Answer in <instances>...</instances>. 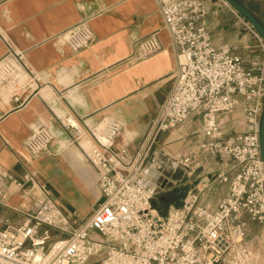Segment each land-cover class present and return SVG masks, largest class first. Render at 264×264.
<instances>
[{
    "label": "built area",
    "instance_id": "1",
    "mask_svg": "<svg viewBox=\"0 0 264 264\" xmlns=\"http://www.w3.org/2000/svg\"><path fill=\"white\" fill-rule=\"evenodd\" d=\"M210 1L229 6L225 0H157L177 48V67L172 89L143 144L134 157H127L125 149L115 146L120 121L106 118L89 128L93 142L88 159L98 174L101 202L79 218L40 184L34 208L21 224L0 218V264H264V161L259 138L264 62L248 66L237 44L214 45L206 8ZM62 38L79 51L92 44L95 34L84 20L65 30ZM160 48L155 33L140 42L136 56L143 58ZM18 72L12 60H0V88L13 84ZM19 89L23 91L13 98L22 104L25 85ZM239 105L248 129L228 134L221 116ZM193 113L201 116L200 152L233 160L237 170L232 177L219 174L229 188L216 208L200 201L208 186L204 182L162 212L156 197L163 187L152 181L149 157L162 133L187 122ZM64 123L78 137L86 134L73 115H66ZM53 139L50 128L36 127L25 146L37 157ZM197 157L193 152L177 164L190 167Z\"/></svg>",
    "mask_w": 264,
    "mask_h": 264
},
{
    "label": "crops",
    "instance_id": "2",
    "mask_svg": "<svg viewBox=\"0 0 264 264\" xmlns=\"http://www.w3.org/2000/svg\"><path fill=\"white\" fill-rule=\"evenodd\" d=\"M239 1L264 24V7L258 10ZM206 8L214 45L237 44L248 66L264 62V41L247 27L245 17L221 2H207ZM84 20L94 31V41L73 51L62 34ZM155 33L161 48L138 58L140 42ZM4 58L17 64L19 72L13 84L0 88V218L21 224L34 208L40 184L50 188L66 212L87 216L102 197L97 171L88 159L93 142L89 128L106 118L120 121L115 146L134 157L174 84L177 48L157 0H0V60ZM22 85L26 101L18 104L13 97L23 91L18 90ZM238 98L243 100L242 95ZM240 109L221 116L226 133L248 129ZM68 114L86 134L78 137L64 123ZM200 125L201 116L193 113L187 122L163 132L149 163L153 183L158 184V174L169 175L168 191L178 189L174 194L182 196L180 202L189 190L207 182L200 201L213 209L229 188L219 174L232 177L237 166L200 152ZM36 127L50 128L54 139L34 157L25 142ZM193 152L198 157L190 167L177 164ZM169 205L168 200L166 209Z\"/></svg>",
    "mask_w": 264,
    "mask_h": 264
},
{
    "label": "rangeland",
    "instance_id": "3",
    "mask_svg": "<svg viewBox=\"0 0 264 264\" xmlns=\"http://www.w3.org/2000/svg\"><path fill=\"white\" fill-rule=\"evenodd\" d=\"M243 1H244V3H246V4L250 5L251 7H253L254 9L257 8L259 10V9L264 7V1L263 0H243ZM169 170L172 173L174 172L172 178L177 179V176H176L177 174L175 173V169L173 167H171V168H169ZM169 170H163V171L170 172ZM153 171H157V170L154 169ZM153 177H155V176H153ZM169 177H170L169 175L167 176V174L164 173V175H161V176H159V174H158L156 176L157 179H155L156 183H158V186H159V183H160V187H163L162 190H161V193L156 197V203L161 209H165L166 208V205L168 204V200H169L170 204H173V203L174 204H176V203L179 204V203H181L180 199H181L182 196L177 195L178 196L177 197L174 194V193L177 192L178 189H176V190L174 189V190L168 191L169 190V188H168V185H169L168 178ZM171 188H174V187H171ZM178 192H181V191H178ZM171 193H173L174 195L171 194ZM178 194H180V193H178ZM163 197H164V199H163ZM58 236L59 237H64L65 234L58 233Z\"/></svg>",
    "mask_w": 264,
    "mask_h": 264
},
{
    "label": "water",
    "instance_id": "4",
    "mask_svg": "<svg viewBox=\"0 0 264 264\" xmlns=\"http://www.w3.org/2000/svg\"><path fill=\"white\" fill-rule=\"evenodd\" d=\"M226 3L236 12L241 14L243 17L247 19V21L251 24V26L255 29V31L259 34V36L264 41V24L258 18V16L251 11L247 6L241 3L239 0H225ZM262 116L259 126V138H260V147H261V155L264 161V94L262 96Z\"/></svg>",
    "mask_w": 264,
    "mask_h": 264
},
{
    "label": "trees",
    "instance_id": "5",
    "mask_svg": "<svg viewBox=\"0 0 264 264\" xmlns=\"http://www.w3.org/2000/svg\"><path fill=\"white\" fill-rule=\"evenodd\" d=\"M161 209V208H160ZM162 210V212H165L166 211V208L165 209H161Z\"/></svg>",
    "mask_w": 264,
    "mask_h": 264
},
{
    "label": "bare ground",
    "instance_id": "6",
    "mask_svg": "<svg viewBox=\"0 0 264 264\" xmlns=\"http://www.w3.org/2000/svg\"><path fill=\"white\" fill-rule=\"evenodd\" d=\"M61 243L59 242L58 244H57V246H59ZM56 249H54V251H55Z\"/></svg>",
    "mask_w": 264,
    "mask_h": 264
}]
</instances>
